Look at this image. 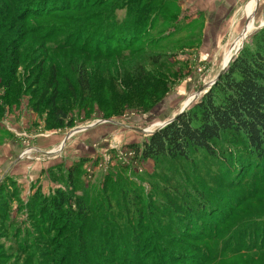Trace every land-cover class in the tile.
<instances>
[{"label":"rangeland","instance_id":"rangeland-1","mask_svg":"<svg viewBox=\"0 0 264 264\" xmlns=\"http://www.w3.org/2000/svg\"><path fill=\"white\" fill-rule=\"evenodd\" d=\"M263 28L264 0H0V85L15 83L0 86V151L19 146L0 172V264H264V160L241 138L186 160L130 148Z\"/></svg>","mask_w":264,"mask_h":264},{"label":"trees","instance_id":"trees-1","mask_svg":"<svg viewBox=\"0 0 264 264\" xmlns=\"http://www.w3.org/2000/svg\"><path fill=\"white\" fill-rule=\"evenodd\" d=\"M255 41V49H243L196 105L156 131L147 141L130 145L136 156L143 160L165 157L186 160L192 152L214 155V145L230 136L236 140L241 138L258 161L264 160V28L255 36ZM156 59L153 64L160 61L161 54ZM2 62L0 60V75L6 72ZM86 78L79 73L78 82L83 94L89 89ZM14 85V80H9L0 86L10 90ZM50 85L56 92V84L50 81ZM68 89L74 97L70 84ZM9 100L6 97L3 103L7 104ZM49 107L48 124L62 126L67 121L66 112L53 107V102ZM34 110L38 112L37 105ZM79 207L83 212L82 203Z\"/></svg>","mask_w":264,"mask_h":264},{"label":"crops","instance_id":"crops-1","mask_svg":"<svg viewBox=\"0 0 264 264\" xmlns=\"http://www.w3.org/2000/svg\"><path fill=\"white\" fill-rule=\"evenodd\" d=\"M30 113L33 114V115H36L33 111H31ZM63 141L64 140L61 139V137L60 138H58L57 136L51 137V139L49 141H47L48 142V147L50 149L48 150V152H44V153H47V155L57 154V152H56L57 150H54V149H56L57 147L61 146L60 144H62ZM15 145L16 144H13V142H11L10 145L8 146V149L3 150V151H0V172H3L4 171L2 173V175H4L6 173V171H8V170L11 169V167H12L11 160L16 155L17 151H19V146L17 147ZM38 151L43 152L42 150H38ZM33 169H31L32 170V173H36V172H34Z\"/></svg>","mask_w":264,"mask_h":264},{"label":"water","instance_id":"water-1","mask_svg":"<svg viewBox=\"0 0 264 264\" xmlns=\"http://www.w3.org/2000/svg\"><path fill=\"white\" fill-rule=\"evenodd\" d=\"M243 33H244L243 35H245V33H246V28L244 29ZM238 52H239V51H238ZM231 62H232V58H231V60L229 61V63L224 67V69H223L222 72L219 74V76L216 78V80L213 82V84L211 85V87H212L214 84H216V82L218 81L219 77L225 72V70L227 69L228 65H230ZM188 106H189V105L185 106V107L182 109V111H181L180 114H182L183 112H185V111L187 110ZM180 114H179V115H180ZM174 120H175V118H174L173 120L169 121L168 123L161 125V126L158 128V130L163 129L164 127H166L167 125H169V124H170L172 121H174ZM158 130H156V131H158ZM156 131H155V132H156ZM155 132H153L152 134H154ZM72 134H73V133H72ZM70 136H71V135H68L65 141H67V139H68Z\"/></svg>","mask_w":264,"mask_h":264},{"label":"bare ground","instance_id":"bare-ground-1","mask_svg":"<svg viewBox=\"0 0 264 264\" xmlns=\"http://www.w3.org/2000/svg\"><path fill=\"white\" fill-rule=\"evenodd\" d=\"M251 7V6H250ZM250 16H251V14H250Z\"/></svg>","mask_w":264,"mask_h":264}]
</instances>
